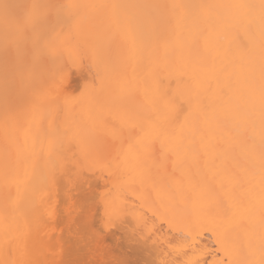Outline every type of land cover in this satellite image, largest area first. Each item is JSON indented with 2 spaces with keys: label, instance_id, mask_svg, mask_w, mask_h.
Wrapping results in <instances>:
<instances>
[{
  "label": "snow or ice",
  "instance_id": "snow-or-ice-1",
  "mask_svg": "<svg viewBox=\"0 0 264 264\" xmlns=\"http://www.w3.org/2000/svg\"><path fill=\"white\" fill-rule=\"evenodd\" d=\"M90 16L106 18L103 35L83 32ZM173 21L186 33L180 46L189 53L198 54L201 41L207 51L215 33L228 40L234 54L201 59L202 75L177 68L180 61L168 51L160 57L153 44ZM117 37L128 42L130 60L146 64L134 86L113 89L119 61L110 53ZM0 64L5 123L18 118L7 103L10 94L37 101L28 110V124L37 127L38 138L31 151L17 150V174L23 165V180H9L6 149L3 246L9 255L20 242L29 250L32 218L54 222L64 211L61 203L68 206L74 190L86 183L91 189L89 173L98 172L106 188L119 175L117 194L111 189L99 196L85 193L83 203L69 206V215L79 208L78 218L98 243L131 215L140 225L129 233L131 240L138 232L149 233V239L159 234V264H264V0H0ZM73 72L83 79L70 91ZM85 106L92 121L77 124L72 114ZM193 201L198 211L191 210ZM9 207L23 218V227L8 223Z\"/></svg>",
  "mask_w": 264,
  "mask_h": 264
},
{
  "label": "bare ground",
  "instance_id": "bare-ground-1",
  "mask_svg": "<svg viewBox=\"0 0 264 264\" xmlns=\"http://www.w3.org/2000/svg\"><path fill=\"white\" fill-rule=\"evenodd\" d=\"M15 2L20 3H30L32 0H15ZM53 2H68V0H53ZM73 2L77 3H85V4H104V3H156V4H172V3H197V4H234V3H253L258 2V0H73ZM107 21L106 18L103 16H90L89 18L85 19L82 25L83 32L85 34H94V35H103L104 34V27L106 25ZM186 36V33L182 31L181 27L177 25L175 21H173L172 24L168 25L165 28H162L159 33L154 37L153 44L158 49V53L160 57H163L165 55V52L168 51L173 60H179L180 63L176 65L177 68H184L190 72L201 74L199 71L200 68V60L203 58H210V57H217V59H225V58H231V56L234 54L233 50L230 48L229 42L227 39L223 38L222 36H218L217 34L213 33L210 38L207 45V51L205 50V43L201 41L199 46V53H189L187 48H181V43L184 41ZM256 43L257 48L259 44V37L257 35L256 37ZM174 50V51H173ZM113 58L117 59L119 62L117 64V71L112 76V87L113 89H120V88H127L130 86H134L137 82V80L141 79L144 75V67L143 64H146V61L143 62V64H138L137 62L129 59V44L123 37H117L116 41L111 44V53ZM75 73V72H74ZM73 77V74H71ZM76 75V73H75ZM74 75V76H75ZM164 76L167 75V73L163 74ZM77 78L69 77V81L72 80V84L74 83L75 87L82 83V75L80 73H77ZM75 79V80H74ZM163 79V77H162ZM0 80H2V64H0ZM79 82L77 84V82ZM75 81V82H73ZM69 82V83H70ZM193 84L195 81L192 82ZM168 81L164 79V85H167ZM73 86V88H75ZM172 87H175V84L173 83ZM72 88L69 90L71 91ZM141 97H137V99H140ZM37 101L29 98L28 96H17L16 94H10L8 97V105L9 107L13 108L15 112L18 114V118L16 120H10L7 124L5 123V94L2 87V82H0V264H3V262L9 261V260H16L19 262V264H23V261L32 259V260H38L43 261L44 264H59L60 261H67V262H74V259L72 257H69V254H78L79 257L85 260L86 264H96L98 261H121L122 257L126 258V255H122L124 253H128V250H131L130 248L135 247L134 245H138L139 249L143 251L144 255L143 257H139L138 254L136 256V252L140 253L139 249L137 247L136 250L133 249V251H136V254H132V256H128L126 259L122 260L130 262V257L133 259H136L135 257L143 258L141 259V263H146L147 260L150 261V264H159L160 260L163 258L161 255V239L158 238L159 234L156 236H152L151 239L148 238L150 235L147 232L144 233H137L138 239L131 240L129 238V233L133 229H139L140 225L137 223L136 219L128 215L125 219L123 224H118L115 228H113L111 231H108L109 233L113 234L110 235L108 232V236L112 237V241H120L121 243L125 239V246H127L128 250H126V247H124L123 252L122 247L118 250V245H115L118 242H114L111 244V242H108L107 240H103L105 238H102V240L105 242L98 243L96 240L93 239L92 234L84 227V222L78 218L79 208H75V210L71 211V214L69 215L70 208L69 206L74 205L76 201H79L80 203H83V195L87 193V195L96 194L97 196L101 194H106L109 189L112 190V194H117V186L121 184V178L119 175L114 176L107 185V188L105 187V181L103 179L99 178V173H89V177L91 180V189H89V185L86 183L82 186L80 189L74 190L75 199H69L68 206L61 203V208L64 209V211L60 214L58 218L54 219V222H49L47 224H44L42 221L37 222L35 218H32V233H31V243L30 248L28 251H25L24 245L22 242L18 244L17 251L13 255H9L3 246V238H4V227H5V201H6V190H5V162H6V149L8 152V171H9V180L10 181H19L23 180L25 176V168L23 165L19 166L18 174H17V164H16V158H17V150L19 149L21 152H27L31 151L32 149V142L33 139L38 138V130L36 126H33L32 128H29L28 120V110L30 109L31 105L33 103H36ZM102 103L104 100L102 99ZM93 118V114L88 110L87 106L83 108H77L73 114H72V120L75 121L77 124L83 123V124H89L91 123ZM257 134L256 139L257 142L259 141V126L257 123ZM248 135V132L244 133V136L246 137ZM38 147V144H37ZM38 163V162H37ZM171 170V165H169V171ZM30 172V169L28 170ZM193 172H195V169H193ZM175 180L179 181L181 179L180 173L177 172L175 177ZM253 182L256 185V191L259 192V176L256 175L254 177ZM16 194V188L13 186L11 188V196L14 197ZM151 196L153 198L157 197V192L152 191ZM56 198L54 197V200ZM258 199V196H257ZM190 208L192 211H198L199 205L193 201V204L190 205ZM44 210L41 209L37 212V216H39ZM49 211H52L50 208ZM257 214H258V204H257ZM8 223L14 224L18 223L21 225V227L24 226V220L22 217H20L17 213L13 211L11 207L8 208ZM119 230L122 232L121 234H116L115 230ZM115 232V233H114ZM109 234V235H108ZM115 234V235H114ZM123 234V235H122ZM118 235V236H117ZM119 235H122L121 237ZM125 235V236H124ZM116 238H115V237ZM106 237V236H105ZM114 237V239H113ZM119 238V240L117 239ZM116 239V240H115ZM70 240V241H69ZM111 240V239H110ZM127 240V241H126ZM135 243L132 244L131 242ZM73 241V242H71ZM78 242V243H74ZM90 242V243H89ZM92 242V243H91ZM107 242V243H106ZM69 243L71 245H69ZM74 243V245H72ZM80 243V244H79ZM84 246L92 247H80L82 244ZM105 249L101 248L103 253H99L101 250L99 247H104ZM111 244V247L109 245ZM127 243H130L129 247ZM90 244H92L90 246ZM100 244H102L100 246ZM76 245V246H75ZM79 245V246H78ZM108 245V247H107ZM73 248L71 250V253H69V248ZM73 246V247H72ZM122 246H124L122 244ZM80 250H84L83 254L80 250H77L78 248ZM117 249L114 250L115 252L112 253L113 248ZM117 247V248H116ZM70 248V249H71ZM85 248V249H84ZM99 248V251L96 250ZM107 248L109 249L107 251ZM90 249V250H87ZM92 249V250H91ZM112 249V250H111ZM76 250V251H75ZM87 253H91V256H89ZM109 252L110 254H106ZM139 250V251H138ZM73 251V252H72ZM76 253H75V252ZM101 251V252H102ZM141 251V252H142ZM113 255H112V254ZM120 255H119V254ZM87 257H85L84 256ZM117 256H116V255ZM141 254V253H140ZM77 255V254H76ZM129 255V254H128ZM131 255V254H130ZM142 255V254H141ZM94 256H96L94 258ZM121 259H119L120 257ZM146 256V257H145ZM77 257V256H76ZM85 257V258H83ZM89 257V258H88ZM134 257V258H133ZM145 257V258H144ZM147 258V260H146ZM93 259V260H92ZM146 261H145V260ZM131 260V262H132ZM82 261V260H81ZM92 261V262H90ZM136 261V260H133ZM138 261H140L138 259ZM77 262V261H76ZM130 262V263H131ZM127 263V264H130ZM133 263V262H132ZM143 263V264H144ZM72 264V263H71ZM76 264H80L79 261ZM83 264V261L82 263ZM85 264V263H84ZM126 264V262H125ZM134 264H137V262H134ZM139 264V263H138ZM149 264V262H147Z\"/></svg>",
  "mask_w": 264,
  "mask_h": 264
},
{
  "label": "rangeland",
  "instance_id": "rangeland-1",
  "mask_svg": "<svg viewBox=\"0 0 264 264\" xmlns=\"http://www.w3.org/2000/svg\"><path fill=\"white\" fill-rule=\"evenodd\" d=\"M75 73H76V72H75ZM75 73H74V72L72 73V74H73V77H72V75H71V79L74 78V77H75V79H76V78L78 77V76H77V73H76V75H75ZM74 75H75V76H74ZM75 79H74V80H75ZM77 79H78V78H77ZM78 80H79V79H78ZM70 81L72 82V80H70ZM70 81H69V82H70ZM71 82H70L71 88L74 89L73 86H72V85H74V83L72 84ZM73 82H75V81H73ZM76 82H77V80H76ZM76 82H75V83H76ZM78 83H79V82H77V84H78ZM76 86H78V85H76ZM74 87H75V85H74ZM75 88H76V87H75ZM114 230H115V229H114ZM112 231H113V230H112ZM115 232H117L116 234H119V233L121 234V233L124 232V231L120 232L119 230H118V231L115 230ZM115 232H114V233H115ZM108 233H109V232H108ZM111 233H112V232H111ZM111 233H109V234H110V235H113V234H111ZM109 234H108V235H109ZM114 235H115V234H114ZM122 235H123V234H122ZM122 235H119V236L121 237ZM105 236H106V237H105ZM105 236L103 237V238H105V239H103L104 241L107 240V239H109V242L112 241V237H111V236H108V238H107V234H106ZM117 236H118V235H117ZM124 236H125V235H124ZM114 237H115V236H114ZM114 237H113V239H114ZM106 238H107V239H106ZM115 238H116V237H115ZM110 239H111V240H110ZM117 239L119 240L118 237H117ZM125 239H126V238H124L123 240H121V241H124V243L122 242L121 245H120V243H119L120 241L118 242L116 239H115L116 241L113 240L114 242H118V243H116L115 245H118V244H119L120 246H118V250H117V249H114L115 247H112V248H113L112 253L115 252L114 250H117V252H119V249H120L121 247H122L123 249H122V251H120V252H123L124 247H126V250H128L127 246H125ZM103 240H102V241H103ZM69 241H70V240H69ZM104 241H103V242H104ZM113 241L111 242V244L113 243ZM126 241H127V240H126ZM128 241H129V240H128ZM71 242H73V241H71ZM107 242H108V240H107ZM107 242H106V243H107ZM129 242H131V241H129ZM74 243L76 244V243H78V242H74ZM74 243H73L72 245H74ZM89 243H90V242H89ZM91 243H92V242H91ZM104 243H105V242H104ZM104 243H103V244H104ZM79 244H80V243H79ZM81 244H82V243H81ZM111 244L109 243L110 247H111ZM122 244H123L124 246H122ZM127 244H128V246H129L130 243H127ZM132 244H135V243L131 242V246H132ZM69 245H71V244L69 243ZM76 245H77V244H76ZM76 245H75V246H76ZM91 245H92V244H90V246H91ZM101 245H102V244H100V246H101ZM78 246H79V245H78ZM82 246H84V245H83V244L80 245L79 248L82 247ZM86 246H87V245H86ZM86 246H84V247H86ZM92 246H93V245H92ZM92 246H91V247H92ZM105 246H106V245L104 244V247H103V245H102V247H99L100 250H101V248H104V249H105ZM131 246H129V247H131ZM134 246L137 247V248L139 247V246L136 245V244H135ZM72 247H73V246H72ZM87 247H89V245H88ZM87 247H86V248H87ZM91 247H89V248H91ZM107 247H108V245H107ZM119 247H120V248H119ZM132 247H133V246H132ZM135 247L130 248L131 250H128V253H127V252H126V253L123 252L122 255L125 256V254H127V255H126V258H127L128 256H132L133 253H134V254L137 253L136 256L139 254V255H140L139 257H141V256L143 257L144 253H143V251L140 250L139 248H138V249H139L140 251H139V250H138V251H139L142 255H141L140 253L136 252V251H133V249H134ZM70 248H71V246H70ZM70 248H69V253H71V250H72L74 247L71 248V249H70ZM77 248H78V247H77ZM79 248H78L77 250H80V249H81V248H80V249H79ZM99 248H98V249H99ZM108 248H109V247H108ZM108 248H107V251L109 250ZM116 248H117V247H116ZM84 249H85V248H84ZM87 250H90V249H87ZM91 250H92V249H91ZM111 250H112V249H111ZM111 250H110V251H111ZM120 250H121V249H120ZM134 250H136V248H135ZM75 251H76V250H75ZM75 251H74V252H75ZM80 251L82 252V254L84 253V252H83L84 250H83V251L80 250ZM96 251H97V250H96ZM96 251H95V252H96ZM101 251H102V250H101ZM101 251H100V252L97 251L98 254H99V253L102 254L103 251H102V252H101ZM105 251H106V250H105ZM107 251H106L105 253H106V254H110V253H109L110 251H109L108 253H107ZM124 251H125V250H124ZM141 251H142V252H141ZM72 252H73V251H72ZM85 252H86V250H85ZM95 252H93V253L95 254ZM97 252H96V253H97ZM135 252H136V253H135ZM75 253H76V252H75ZM86 253H87V252H86ZM91 253H92V252H91ZM91 253H90V254L87 253V254H88L89 256H91ZM93 253H92V254H93ZM112 253H111V254H112ZM76 254H77V255H76ZM76 254H74V253H73V254H69V257H72V258L74 259V262H75V263H73V262H71V263H72V264H76V263H78V261H79V263L81 264L82 261H83V264H84V263L86 264V262H84L85 260H83L82 258L79 257L80 255L78 254V252H77ZM118 254H119V253H118ZM128 254H129V255H128ZM130 254H131V255H130ZM112 255H113V254H112ZM115 255H116V254H115ZM119 255H120V254H119ZM76 256H77V257H76ZM84 256H85V254H84ZM86 256H87V255H86ZM86 256H85V257H86ZM116 256H117V255H116ZM85 257H83V258H85ZM95 257H96V256H94V258H95ZM119 257H120V256H119ZM121 257H122V260L126 259V258L123 257V256H121ZM121 257H120L119 259H121ZM139 257H138V258L135 257L136 259H133V260H136V261H133V260H132V257H130V259L132 260L133 263L131 262V260H130L131 263L128 262V261H127L128 259H127L126 261H123L122 264H125V262H126V264H127V263L134 264V262H137V264H138V263H139V264H143L144 262L141 263V262H142L141 259H143V258H139ZM145 257H146V256H145ZM145 257H144V258H145ZM86 258H87V257H86ZM86 258H85V259H86ZM88 258H89V257H88ZM128 258H129V257H128ZM133 258H134V257H133ZM138 259H139L140 261H138ZM81 260H82V261H81ZM92 260H93V259H92ZM122 260H121V261H122ZM144 260H145V259H144ZM146 260H147V258H146ZM146 260H145V261H146ZM76 261H77V262H76ZM86 261H87V259H86ZM90 262H92V261H90ZM147 262H149V264H150V261H149V260H147ZM147 262L144 263V264H147Z\"/></svg>",
  "mask_w": 264,
  "mask_h": 264
}]
</instances>
